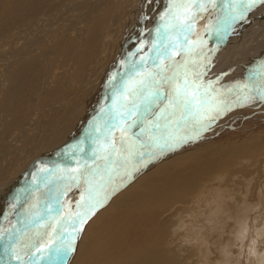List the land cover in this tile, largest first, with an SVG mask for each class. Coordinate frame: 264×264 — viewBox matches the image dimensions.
<instances>
[{
  "label": "bare ground",
  "instance_id": "bare-ground-1",
  "mask_svg": "<svg viewBox=\"0 0 264 264\" xmlns=\"http://www.w3.org/2000/svg\"><path fill=\"white\" fill-rule=\"evenodd\" d=\"M131 1L132 0H68L67 3L62 1V3L57 8V12H54L52 17L50 15L51 19L48 18L49 15L47 20L41 19V28L43 29L40 28L36 31L28 33L26 39L22 41L20 46L16 48L8 47V49L10 48L8 51L10 56L7 55L9 57H7L5 64H0V67L5 68L10 58L18 62V68L16 69L15 66L16 70L11 72L10 77V88L13 91L24 88V85L20 84V80H22L23 83L31 85L35 92L40 89V86L42 85V79L47 76H50L51 79L52 76V84L50 83L51 86L48 85V87L45 86L42 88L43 92L41 93L43 96L44 94L47 95V98L52 101L50 106H54L53 109L51 110L49 108L51 111L48 112L46 110L47 113H44L36 118L41 120V122L34 123L33 127V121L31 120L35 118L31 116L30 120H28L29 122H27L26 125L24 123L25 127L23 129L21 128L23 134H25L26 131L31 132L35 130L34 135L29 134L30 132L28 133V138L30 141L28 139L27 140L29 141V145L32 146V149L29 151L30 153L32 152L30 154L31 159L29 160H36L40 157L42 159L43 157L44 161L48 162L46 155H52L53 153L55 154V149L57 146L59 144L61 146L62 142H64L63 140H65L66 137L70 139L71 136L69 137V134L72 135L77 131H80L81 133H76L79 134L78 136H75L79 143L76 146V151L73 150L74 155L70 164L68 163L69 167L66 166L67 164L62 168L58 165V171L56 172L53 170L54 173L56 172L55 174L53 173V175L56 176L55 178L52 176L53 180H51V188H54L55 186L58 188L61 184L62 186L64 184L68 186L71 185L73 193L68 196L69 198H64V201H67V207L65 206L64 201L61 202L59 200L60 205L63 207L59 209L60 215L58 219H56L55 215H52L54 217V220L52 219L53 222L51 220V222H47L44 221V219L40 216L42 213L40 210L41 206L39 204L42 202V200L46 203L47 198L57 193L55 189V191H51L50 193L44 195L43 190L42 193H40L38 199L34 200V198H31V205H28V207H31V209L26 208L27 210H30L28 212L33 213V210L36 211L33 215V219L30 218V220H39V223L33 224L32 221L30 222L28 220L25 225L19 224L17 227L14 225H9L14 226L15 230L10 235L2 236L1 230L4 228L3 224L8 215L6 211L8 205L15 206L18 212H21V207L24 205V203L28 204L29 202V198L25 197V195L21 197L18 196V199L14 195V197L12 196L9 198V191L7 192V196L9 198L7 199V202H10L11 200L13 201H11V204L6 203L4 206H0V228L2 227L0 230V236L3 237V239L0 240V264H49L47 257L50 254V249L57 247L62 241L65 245L68 243H71L72 245V250L67 256V264H180L177 262V258H179L180 254L178 252L179 250H177L178 246L174 244L175 240L172 238L174 230L171 232V235L167 237L168 239L170 238V243H172L171 246H175L171 251V248L168 249L166 247L168 249L167 250L164 247L166 239L162 238L156 230V232L153 230L158 226V223H151L147 217L149 215L145 216L143 213H152L154 209L162 208L166 204L164 206L165 212L170 209H174L178 216H182V210L184 209V204L186 203L184 202V196L188 195L192 191L198 190L197 192L201 193L198 196L200 198L202 195H205L206 192H209L208 190H204L206 189L205 183H208L209 180L212 179L211 174H213V172H224L227 169L231 170L233 167H236V163L239 164L240 162H244L246 164L248 161H251L255 151L257 157L259 156L257 154L258 152H264V141H255L254 143L250 144L252 149L250 153H248L249 146H245L244 149H235L233 142L227 143L226 146L223 144L221 145V143L214 144L215 141L213 143H206L207 139H212L209 137L210 135L212 136V133L209 135L204 133L202 130L211 125L215 127H227L229 126L226 125V123H228L227 120L229 119L233 110L237 108H240L241 110L245 108V110H247V107H257L258 101L260 100H254L251 102L247 101L245 99L247 90L243 89L242 86L246 82H250L248 78L251 73L259 71V68H257V70L252 68L253 70H251L249 67H252V65L259 67L261 62L264 61V42L262 41L260 44V41H258L257 44H253L254 46L252 44L248 46V41H251L252 38H249L248 40H245V42L243 41L244 43H242L241 38L243 37L241 36L244 35L243 31L245 28L252 26V29L253 25L256 23L257 27L262 25V21H264V10L260 11L261 13L259 12L256 17H252L253 15H251L252 19L250 20L248 17H250L249 14L250 11L254 9L253 7L251 10L244 13L243 18L229 21L227 31L220 32L218 34L215 30L216 26L218 25V18L221 20L224 18L223 12L226 8V5L223 4V0H216V3H209V0H201V2L204 4L203 9H191V12L195 13L196 19L193 24L192 33L190 34V43L195 42L198 45V50L201 47L203 49V55L196 57L199 62V67H197L195 70L203 73V75L200 77V80L198 81V83L202 82L204 86L201 91L203 92L204 89H207L211 95L215 96L219 100H223L225 102L223 110L219 113V115L215 116V119H212L211 121L204 120L201 123L198 122L197 119H194L191 114L184 113L183 109L179 106L176 108L170 107L168 100L165 99L158 106L154 105L148 113L143 115L141 121H139L135 127H132L130 131L126 133L125 139L128 140V147L126 150L121 149V155L119 158L113 155L107 160L104 159V157L108 155V145L111 141H114L117 148H120V131L116 129H112L110 131L108 127L110 118H114L115 112L120 106L121 96L117 91L119 85L122 82H128L130 75L133 79H146L148 73L157 71L156 65L152 63L150 58L155 54V49L153 46L160 45V40L158 39V29L163 30L162 25L165 24L177 23V21L173 19L174 15H179V22H183L185 17V11L175 7L178 1L175 3V5L173 2H171L167 8V19L165 22L159 19L160 21L157 23V25L155 24L152 29L145 32L144 27L139 24L140 22H138L139 18L137 16V8L139 5L138 3V6L136 5L137 11L133 8H131L133 9L131 10L130 7L128 8V4ZM117 8V13L113 14V11ZM9 12H11V10ZM37 13H39V11ZM158 13H160V11ZM15 14L18 15L20 13L15 12ZM9 17L11 18V16ZM17 17L19 18V16ZM113 17H115L114 23L117 24V27L112 30V41H110L108 46L105 45L106 41H99L98 36H90L93 31L95 33H104L105 36L107 34V20L112 18L110 21V25L112 26ZM197 19H200L199 24L194 26ZM13 20L17 21V18H13ZM2 22H4V20ZM17 23L21 22L17 21ZM14 25L16 26L18 24ZM146 25L147 22H145V27ZM15 26L14 28H16ZM20 27H22V25ZM257 27L254 28L257 29ZM118 28H120V31L119 33L116 32L115 35L114 32ZM251 29L249 28V30ZM258 30L260 31V29ZM129 33L132 37H137L143 33L136 39V44L134 45L135 47L131 46L130 43L125 42L127 41L126 37H129ZM247 33H245V35ZM89 37L91 41L95 43L87 46ZM18 39L17 42L20 40ZM172 40L174 43H177V47L170 50V55L172 56L173 60L182 62L180 48L183 46V37L177 32H173ZM253 40H255V37ZM200 41H203L202 45L200 44ZM57 45L59 48H56ZM4 46L1 49H4ZM71 46H74L72 51L69 50ZM103 47L106 50L102 56ZM107 47H109V51L107 50ZM3 51L2 52L4 54L6 49ZM3 54L0 56V58L3 56ZM100 54L102 58L99 59L98 57ZM67 55V59H70V55H73V60L67 70L59 71L58 73L57 69H61L63 67L60 65L58 66V59ZM80 61H83L87 67L76 79L75 76L77 75V70L80 67ZM75 62L76 64H74ZM157 64L170 66V62L164 57H161L160 60L157 61ZM132 65H136V70L134 73H129V69ZM174 70L175 65H171L166 75L171 76ZM58 74H63V77L60 79ZM114 77L115 79H113ZM30 79H32V82H30ZM170 92L171 88L165 86L162 91V96L167 95ZM45 100L43 102H45ZM12 101L9 102L11 103ZM110 101L112 106L108 108L109 110H105V107L110 104ZM14 103L12 104L14 105ZM48 103L50 104L51 102L48 101ZM209 103H211V101H209ZM253 104L254 106H251ZM107 107H109V105ZM40 108L41 107L38 109ZM42 108L47 109L45 105ZM162 109H166L163 114L161 112ZM240 109H238V111ZM37 110L34 111L37 112ZM260 110L261 109L259 108V111ZM201 111L203 112L204 109L202 108ZM253 111H255V109ZM262 111L258 113L261 115ZM3 113L4 112H2V114ZM25 113L27 114L30 112L27 111ZM243 113V117L252 115L250 114L249 110L244 111ZM162 115L168 118H161ZM233 116L237 117L238 115ZM3 117L6 119L7 116L5 117L3 115ZM13 118L14 117L9 119ZM3 121L5 122V120ZM8 122H10V120ZM19 123L18 126L23 122L20 124ZM128 123L129 121L121 123V128L126 127ZM32 128L34 130H32ZM3 129L6 130L7 128L4 127ZM16 131L18 130L16 129ZM22 132L19 131L21 134ZM129 137L131 139H128ZM148 138L149 142L144 141ZM12 140L15 141L14 139ZM0 142L3 143L5 141ZM74 143H76V141ZM20 144L16 143L15 141L13 144V150L10 152L12 155L11 158H16L13 160V163L15 164L13 175L16 186L20 183V181L17 180L18 175L23 178L26 176L27 172H30L28 171L29 168L26 167L25 163L23 162L21 153L24 147H21ZM23 146L26 148V143ZM189 147L194 148L190 150ZM59 148L58 150L61 152V148ZM6 152L7 151H5L4 154ZM64 153L66 152L64 151ZM64 153L63 155H65ZM129 153H132V155ZM141 153H143V155H141ZM2 156L5 157V155ZM3 163L6 162L3 161ZM43 164L44 163H42V166ZM31 165L33 164L31 163ZM12 167L13 166L10 167L11 172ZM25 167L27 169H25ZM4 168L2 170L6 169ZM7 170L4 172H7ZM8 174L12 173L8 172ZM50 174L52 175V173ZM13 175H6V177L9 176L13 180ZM33 175L36 174L34 173ZM71 176H76L75 182L69 179ZM101 177H103V180H101ZM61 178H64V180H60ZM1 179L2 178H0V180ZM4 180L5 179H2L0 184L2 181L6 183ZM17 181L19 182L17 183ZM131 181H134V183L131 184ZM89 182L98 186L100 194L104 192L102 196L106 195L107 199L101 205L94 206L90 210L84 208L79 209L81 218L76 220L75 216H70L69 213L75 214L78 211L77 205L82 203L81 196L85 195V189L89 187ZM249 182L251 183V181ZM259 184L260 181L258 180V185ZM198 187L200 189H197ZM257 187L259 188V186ZM2 189L4 188L2 187ZM5 191L4 193H6ZM32 192L34 194L33 190ZM61 192L63 194L65 190L62 191L61 188ZM217 193L215 198L209 202L210 208L212 206H218V208H214L215 212L213 213H218V211L220 212L223 210V208H221L223 206L219 204L220 201H217V199L221 196H217ZM256 194L257 201L259 200V205H262L263 199L261 195V188L257 190ZM175 198L180 199V208H178L179 206L176 207L177 202L173 201ZM111 199H113V201L120 200V206L122 205V202L126 201L123 207L125 213L130 209L137 210V215L135 217L136 224L134 227H139L141 229H129L128 224L124 219L122 223H116L118 225V233L113 235L107 234L105 239L98 238V240L91 241L87 246L82 247L80 252L81 254L78 256L81 243L80 240L83 237V233H85L87 229L89 220H91V218L94 217L98 211H100L101 207L103 205L105 206L106 203ZM57 200L54 199L53 201L56 203ZM245 204V208H242L244 210L242 219L244 220V223L242 229L240 230V234L242 236H246V227L247 224H249V220H247L249 215L248 208L253 206V204ZM38 205L40 207L39 209H36ZM54 206L57 208V203ZM195 206L197 205L195 204ZM197 207L201 208L199 206ZM253 208H257V204ZM9 210H11V207H9ZM191 210L192 209H186V212L189 213ZM2 211L5 212L4 215L2 214ZM210 211L212 210L210 209ZM188 215L191 216L190 214ZM221 216L223 217V214ZM40 217L43 219L42 221ZM211 217H213V215L208 219H211ZM21 220H23V218ZM73 220H75V223H73ZM179 222V224L186 225L182 228L181 234L179 235V238H184L186 231L190 230L188 229V224L191 226L193 225L188 221L185 222V220L181 218ZM8 223H10L9 220ZM257 224L259 223H256V225ZM43 225L47 226L48 228L43 231L36 230L35 227L38 226H41L40 229L42 230V228H44L42 227ZM214 227L217 226L215 225ZM220 227L218 226V228ZM107 228L109 229V227ZM6 230L8 229L4 228V231ZM126 231L128 235L125 234ZM69 236L71 238L70 242L68 241ZM255 238L257 239V237ZM126 240L129 241L127 242L126 246L121 249L123 243ZM255 255L260 261V253L255 252ZM224 261H226V259Z\"/></svg>",
  "mask_w": 264,
  "mask_h": 264
},
{
  "label": "rangeland",
  "instance_id": "rangeland-1",
  "mask_svg": "<svg viewBox=\"0 0 264 264\" xmlns=\"http://www.w3.org/2000/svg\"><path fill=\"white\" fill-rule=\"evenodd\" d=\"M62 1L64 3H67L68 0H26V1L25 0H15V1L14 0H0V8H2V9H0V14L2 13L1 15H3V16L0 15L1 16L0 17L1 18L0 19V43L3 44V45L0 44V46H1L0 47V53H1L0 56L3 54V52H4L3 50L6 49V51H7V52L5 51V53H4L5 55L3 54V56L0 58V62L2 61L0 64H5L7 57L10 56V54L8 52L10 48H16V47L20 46L22 41H24L26 39V36L28 35V33L36 31V30L41 28V23H42L41 19H43V20H47L48 18L51 19V17L54 15V12H57V8L62 3ZM177 1L178 0H134V1L132 0L131 1L132 3L130 2L128 4V8L129 7H130V9L133 8L136 11L138 9V11H137L138 12L137 16L139 18L138 22H140L139 24L142 27H144V29H145L144 31L147 32L150 29H152L155 24L157 25V23L160 20H163L165 22V20L167 19V11H168L167 8H168L169 4L171 2H173L175 5V3ZM134 2H136V3H134ZM137 3L139 5L138 8H137V6H138ZM131 5L132 6L134 5V6L132 7ZM32 6H34V7H32ZM30 8L31 9L34 8V9L31 10ZM37 9H39V10H37ZM133 9H131V10H133ZM10 10L12 13L9 12ZM28 10H29L30 14H29ZM263 10H264V4H257L254 7V9H252L250 11V14H249L250 17H248V19L251 20L252 17H256L259 14V12L263 11ZM4 11L6 12V14ZM14 11L16 13H20V14L22 13L23 15L22 14L17 15V14H15ZM22 11H24V12H22ZM33 11H35V12H33ZM38 11H39V13H37ZM117 11H118V8L113 11V14H116ZM159 11H160V13H158ZM263 13H264V11H263ZM7 14L9 16H11V18ZM153 14H154V16H153ZM13 15H14V17H13ZM48 15H49V17H48ZM50 15H51V17H50ZM251 15H253V16L251 17ZM17 16H19V18L21 16V18L19 19ZM25 16L26 17L29 16V17L26 18ZM15 17L17 18V21H19L21 23H17V21H14L13 18L16 19ZM150 17H151V19H150ZM6 18H8V19H6ZM5 19H6V21H5ZM156 19H158V20H156ZM3 20H4V22H2ZM111 20H112V18H109L107 20V23H106V33L107 34L105 36H104V33H100V32L95 33L94 31L92 32V34L90 36H98L99 41L100 40L106 41L105 45L108 46L110 41H112V38H111L112 30L117 27V24L114 23L115 17H113V25L112 26L110 25ZM154 21H155V23H154ZM199 21H200V19H197L196 24L194 26L198 25ZM145 22H147L146 27H145ZM148 22H150V23H148ZM14 24H18V25L15 26ZM25 24H27V25H25ZM6 25H7V27H6ZM21 25H22V27H20ZM14 26L16 28H14ZM251 27L252 26L245 28V30L243 31L244 33L242 32L244 35L242 34L243 36H241V37H243V38H241L242 39L241 42L244 43L245 40H248L249 38H252V40L248 41V46L250 44H252V45L257 44L258 41H260L259 42L260 44L262 41L264 42V21H262L261 26H258L259 28L257 27V23L253 25L252 29H251ZM254 27L255 28L257 27V29H255ZM249 28L252 31L249 30ZM261 28H262V30H261ZM41 29H43V28H41ZM258 29H260V31ZM253 30H254V33H253ZM20 31H22V32H20ZM119 31H120V28L116 29V31L114 32L115 35H116V32L119 33ZM247 31H248V33H247ZM127 33H128V31H127ZM245 33H247V34L245 35ZM142 34H140L139 36H141ZM252 34H254V35H252ZM262 35H263V37H262ZM139 36L132 37L131 34L129 33V37L128 36H127L128 38L126 37L127 41H125V42L130 43L131 46H134L136 44V39ZM254 37H255V40H253ZM17 39L19 40V42H17ZM93 43H95V42L91 41V39L89 37V39L87 41V46H90ZM4 45H6V46H4ZM3 46L5 48L1 49ZM8 47H10V48L8 49ZM73 47L74 46H71L69 50L72 51ZM56 48H59V46L57 45ZM105 50L106 49L103 47L102 56H103ZM107 50L109 51V47H107ZM7 55H9V56H7ZM102 56L100 54V56L98 58L100 59V58H102ZM124 56H125V54H124ZM67 57H68V55L58 59L59 60L58 66L59 65L63 66L61 69H57L58 73H59V71L67 70L69 65L71 64V62L73 60V55H70V59L69 58L67 59ZM66 59H67V61H66ZM17 63L18 62H16L12 58H10V60H8V62H7V65L5 66V68L0 67V121H2V122H0V126H1L0 127V130H1L0 131V134H1L0 135V141H5V142H3L5 146L7 143V146L5 147L3 145V143L0 142V178L5 179L4 181L6 182V183H4L2 181L3 184L2 183L0 184V206H4L6 203L11 204V201H13V200H11L10 202H7V199L11 198L13 195L17 199L19 197L25 195V197L29 198V202H28V204L24 203V205L21 207V212L20 211L18 212V210L16 209L15 206H12V205L9 206L8 205L7 210H6L7 214H8L7 218L11 224L8 223L7 218L5 219L4 224L2 222L4 228L8 229V230L4 231V228L2 230H1L2 227L0 228V230L2 231V233H1L2 236L10 235L15 230V227H17L19 224L25 225L28 222V220L30 222L32 221V220H30V218L33 219V217H34L33 215L35 214L36 211L33 210V213L28 212V211H30L29 209H31V207H28V205L29 204L31 205V203H30L31 198H34V200L38 199L40 193H42L43 190H44V192H43L44 195L50 193L51 191H55V189H56V192L57 193L59 192V193L53 194L52 196L47 198L46 203L42 200L43 204L41 202L39 204L41 207L38 205V207L36 209H39V207H40V210L42 213V214H40V216L44 219V221H47V222L52 221L53 222L54 217L52 215H55L56 219L59 218V215H60L59 209L57 210V212L51 211V209L56 208V206H54V205H56V203L53 200L54 199L57 200L59 198L58 200L63 202L64 198H69L68 196L70 194H73L72 193V186L71 185L68 186L65 184L62 186V184H61V185H59L60 187H58V188H57V186H55L54 188H51L52 187V181L51 180H53L52 176H54L53 178H55L56 175H53V173H54V171H56V172L58 171V169H57L58 165H59V167L62 168V167H65V165L67 164L66 166L69 167L68 163L70 164L72 157L74 155V151H76V146L79 143L78 139L75 136H78L81 133L80 131H77L76 133H79V132L80 133L79 134H76V133L72 134L76 139L71 134H69V137L71 136L72 138L70 137V139H68V137H66L67 141H66V139L63 140L64 141V142H62L63 145L61 144V146H60V144H59L56 148L58 150V148L60 147L61 149L60 148L59 149L61 150V152H59V150L57 152V150L55 149V154L53 153L52 155H46L47 156L46 159L48 160V162L44 161L43 157H42V159H41V157L37 158L38 161H37V159L31 160V161L29 160V159H31L30 154L32 153V152L30 153L29 151L32 149V146L29 145L30 139L28 138V136H29V134L34 135L35 130L32 128V130H34V131H31V132L26 131L25 134H23V132L21 131V128L23 129L25 127L26 123L29 122L28 120H30L31 116L35 118V119L31 120V121H33L32 122V127H33L34 123L41 122V120H38L36 118H38L40 115H42L44 113H47V111L49 112L53 109L54 106H50L52 104V101L49 98H47V95H45L43 93L44 94V96H43L41 93V92H43L42 88H44L45 86L48 87V85L51 86L52 76H51V79H50V76H47L44 79H42L41 84L43 86L41 85L40 89L35 91V92H34L31 85L23 83L22 80H20L21 83L20 82L19 83L21 85H24L25 89L22 87L24 90L23 89H17V90L13 91L10 88L11 87L10 86V79H11L10 77H11V72L15 71L18 68ZM74 64H76V62ZM65 65H66V67H65ZM79 65H80V67L78 68L77 75L75 76L76 79L79 77L80 74L83 73V70L87 67V65H85L83 61H80ZM250 65H252V64H250ZM15 66H16V69H15ZM253 66H255V67H253ZM249 68L251 70H253V69L257 70V68H259V67H257L256 65H252V67H249ZM58 75H59L58 77L60 79L63 77L62 76L63 74H58ZM30 82H32V79H30ZM44 84H46V85H44ZM36 96H37V98H36ZM11 98H14V99H11ZM34 98H35V100H34ZM42 98L44 100L46 98L45 102H43L44 100ZM9 101H12V102L10 103ZM39 101H41V102H39ZM48 101L51 103L49 104ZM12 103H14V105ZM29 103H33V104H29ZM34 104H36V105H34ZM263 104H264V102L258 101L257 107H247V110H249L250 114H252L253 116L247 115V116L243 117L244 116L243 112L247 111V110H245V108L242 110L240 108L233 110L229 119L227 120L228 123H226V125H229L227 127L223 128V127H219V126L215 127V126L211 125L212 127L209 126L207 128L202 129L203 132L206 134L210 135V133H212V136L211 135L209 136L212 139H207L208 142L206 141V143H209V142L213 143L215 141L214 144H220L221 143V145L223 144L226 146L227 143L233 142L235 149H240V148L244 149L245 146H247V147L249 146L248 147L249 148L248 153H250L252 151L250 144L254 143L255 141H264V116H263L264 115V105ZM29 105H30V107H29ZM44 105L47 109L42 108V107H44ZM108 105H109V107H107ZM108 105L105 107V110H109L108 108H110L112 106L111 101H110V104H108ZM34 106L37 109L39 107H41L43 109V111L41 108L37 110ZM251 106H254V104ZM259 108L261 109L260 111L263 110L261 115L258 113V112H260ZM33 109L37 110V112L34 111ZM238 109H240L239 110L240 112L238 111ZM254 109H255V111H253ZM27 111H29L30 113L26 114L25 112H27ZM2 112H4V113L2 114ZM10 112H11V114H10ZM37 113L38 114L40 113V114L38 115ZM3 115L5 117L7 116L6 117L7 120L4 119ZM36 115H38V116H36ZM233 115H236V116L238 115L237 116L238 118L233 116ZM2 117H3V120H5V122L2 120ZM8 117L9 118L14 117V118L9 119ZM23 117H24V119H23ZM26 118H27V120H26ZM9 120H10V122H8ZM20 121H22L23 123ZM19 122L22 124H20ZM18 123L20 124L19 126H18ZM24 123H25V125H24ZM20 126H22V127H20ZM2 127L3 128L5 127L7 129L5 130ZM19 128H20V130H19ZM2 129H3V131H2ZM16 129L18 131H16ZM19 131L22 132V134L19 133ZM1 132H3V133H1ZM4 133H5V135H4ZM3 135H4V137H3ZM17 137L19 140L17 139ZM12 139H14L16 141V143H19V144L21 143L20 144L21 147H24V148H25V146H23V145H25V143H26V148L22 149L23 151H22L21 155H22L23 162L25 163V166L28 167L29 168L28 171H30V172H27L26 176L23 178L20 175H18L17 180H19L20 183H19V185L17 184V186H16V182L14 179V175H13V172H14L13 169H15V164L13 163V160H15L16 158H11L12 155L10 154V152L13 150V144L15 142ZM21 139H23V140H21ZM72 140H74V141H72ZM148 140H149V138L145 139L144 141L149 142ZM69 141L71 143H74L76 141V143L71 144ZM11 144H12V146H11ZM189 148L191 150L194 147H189ZM5 151H7L8 153L6 152L4 154ZM64 151L66 153H64ZM69 151H71L73 153H71ZM63 153L65 155L67 154L66 157H65V155H63ZM257 154L259 155L258 157L256 156V151H255V153L253 154L252 160L248 161L246 163L247 165L244 162H240L239 164L236 163V167H233V169H231V170L227 169L224 172H222V171L213 172V174H211L212 179H210L208 183H205L206 189H204V190L205 191L208 190L209 192H206V194L202 195V197H200V198L198 196L201 193L197 192L198 190L192 191L188 195L184 196V199H185L184 202H186V203L185 204L182 203L185 206L184 209L182 210V216H178L177 212H175L174 209L173 210L170 209V210L165 212L164 206L166 204L162 208L154 209V211L152 213H143V215H145V216L149 215L147 217L149 218V221L151 223H158V226L155 227V229H153V230L154 231L156 230L157 233H159L162 238L166 239L165 243H164V247H165V249L171 248L170 249L171 251L174 249L175 246H171L172 243H170V240H169L170 238L168 239L167 237H169L171 235V232L174 230L172 238H174L173 239V240H175L174 244L178 246V247L177 246L176 247L178 248L177 250H179L178 252L180 253L179 258H177L178 263H180V264H264V226H263L264 225V164H263L264 163V152H260V153L258 152ZM2 155H5V157ZM52 156H54V157H52ZM1 158H3V159H1ZM3 161L6 163H3ZM10 161H12V162H10ZM30 162L33 165H31ZM12 163H13V165H12ZM42 163H44L43 166H42ZM6 165H8V166H6ZM11 166H13L11 168L12 172L10 170ZM2 167L3 168L5 167L6 169L4 168L5 170H2L3 169ZM26 167H25V169H27ZM7 168L10 171H8ZM6 170H7V172H4ZM8 172H10L12 174H8ZM2 173L4 175L5 174L10 175V176L13 175V180L9 176L6 177V175H5V177H4V175ZM34 173L36 175H33ZM50 173H52V175ZM219 176H221V177H219ZM19 177H20V179H19ZM214 178H215V180H214ZM8 179H10V180H8ZM1 180H0V182H1ZM54 180H58V179H54ZM60 180H64V178H61ZM248 180L251 181V183ZM258 180L260 181L259 185H258ZM19 181H17V183ZM31 182H32V184H31ZM248 182H249V184H248ZM132 183H134V181H131V184ZM12 184H14L15 186ZM6 185H8V186H6ZM9 185L13 190L9 187ZM219 186H221V187H219ZM250 186H251V188H250ZM257 186H259V188H261V195H262V199H263V202H262L263 204L261 203L262 205H259V202H258L259 200L257 201V194L256 193H257V190L259 189ZM2 187L4 189L6 188L7 190L5 189L6 190L5 191L4 189H2ZM17 187H19V188H17ZM61 188H62V191L65 190V192H63L64 195L61 192ZM70 189H71V191H70ZM197 189H200V188L198 187ZM32 190L34 191V194H33ZM4 191L6 193H4ZM7 192L9 193V195H8L9 198L7 196ZM12 192H14V193H12ZM103 193H101L100 195L102 196ZM216 193H217V196H219V195L221 196L220 198L217 199V201L218 200L220 201L219 204L223 206V207H221V208H223V210H221L222 212L218 211V213L217 212L213 213V212H215V209L218 208V206H212L210 208L209 202L215 198ZM53 196H55V197H53ZM51 197H53V198H51ZM81 198H82V196H81ZM81 200H80V202H81ZM52 201H53V203H52ZM112 201H113V199L109 200L106 203V205L105 206L103 205L101 207L100 211H98L95 214V216L92 217L91 220H89L87 229H86L85 233H83V237L80 240L81 243H80V247H79L80 250H79L78 256L81 254L80 252H81L82 247L87 246L91 241L98 240V238L105 239L107 234L113 235L115 233H118L119 232L118 231V225L116 223H122L124 219H125V222L128 224L129 229H138V230L141 229L139 227H134L136 224L135 223V217L137 215V210L130 209L128 212L125 213L123 207H124L126 201L122 202L121 206L119 205L120 200H114L113 202ZM173 201L177 202L176 207L181 204V201L179 198H175ZM245 203L253 204V206L251 205L252 206V207H250L251 210H250V208H248L250 216L248 215L249 218L247 217V220H249L248 221L249 224H247V227H246V229H247L246 230V236H242L240 234V230L242 229L243 223H244L243 222L244 220H242L244 210L242 208H245V206H246ZM26 204H27V207H26ZM64 204L66 206L67 201H64ZM114 204H115V206H114ZM195 204L201 208H198L197 206H195ZM256 204H257L258 209L253 208ZM53 206H54V208H53ZM260 206H261V208H260ZM9 207H11V210H9ZM26 208H29V209L27 210ZM178 208H180V206ZM186 209L187 210L192 209V210H191V212L187 213ZM210 209L212 211H210ZM4 213L5 212L2 211L3 215H4ZM210 213L213 215V217H211V219H208V218H210V216H212ZM188 214H190L191 216H189ZM222 214H223V217L221 216ZM10 215L12 216V218ZM22 218H23V220H21ZM42 218H41V221L43 220ZM180 218L185 220V222L188 221V222L192 223V225H193V226H191L188 224V229H190V230L186 231L184 238H179V235L181 234L182 228L184 226H186L185 224H179ZM218 220H219V222H218ZM15 223H17V224H15ZM256 223H259V224H257L259 227L256 225ZM9 225H14L15 227L9 226ZM215 225L217 227H214ZM8 226H9V228H8ZM218 226L219 227L221 226V227L218 228ZM42 227H44V228H42V230L40 229L41 226H38L35 228L37 231L38 230L43 231L46 228H48L45 225H43ZM107 227H109V229ZM253 228H254V230H253ZM260 230H262V231H260ZM125 234L128 235L127 231L125 232ZM254 236L257 237V239ZM70 240H71V238L69 236L68 241L70 242ZM128 241L129 240H126L123 243V246L121 247V249L124 246H126ZM204 243H206V244H204ZM252 244H253V247H252ZM253 250L257 253H260V255H261L260 261L258 260L257 256L255 255V252ZM225 259H226V261H224Z\"/></svg>",
  "mask_w": 264,
  "mask_h": 264
},
{
  "label": "snow or ice",
  "instance_id": "snow-or-ice-1",
  "mask_svg": "<svg viewBox=\"0 0 264 264\" xmlns=\"http://www.w3.org/2000/svg\"><path fill=\"white\" fill-rule=\"evenodd\" d=\"M209 3H216V0H209ZM223 4L226 5L223 12L224 18L222 20L218 18V25L215 29L218 34L227 31L229 21L243 18L245 12L251 10L257 4H264V0H223ZM175 7L185 11L184 21L179 22V15H174L173 19L177 23L165 24L162 25L163 30L158 29L160 45L153 46L155 54L150 58L152 63L156 65L157 71L148 73L146 79H133L130 75L129 81L122 82L117 89L121 96V102L114 118H110L108 127L110 131L112 129L120 131V148H117L116 143L111 141L108 145V155L104 157L106 160L113 155L117 158L120 157L121 149L126 150L128 147V140L125 139L126 133L132 127H135L141 121L143 115L148 113L154 105L158 106L165 99L168 100L170 107L176 108L179 106L184 113L191 114L194 119L201 123L204 120L211 121L215 119V116L223 110L225 104L223 100L211 95L207 89L201 91L204 86L202 82L198 83V81L203 73L195 69L199 67L196 57L203 55V49L201 47L198 50V45L195 42L190 43V34L196 19V15L191 12V9H203L204 4L201 0H178ZM173 32H177L183 37V46L180 48L182 62L173 60L170 55V50L177 47V43L172 40ZM200 44L202 45L203 41H200ZM161 57L166 58L170 62V66L175 65V70L171 76L166 75L170 66L157 64ZM135 70L136 65H132L129 73H134ZM248 80L250 82H246L242 86L243 89L247 90L245 99L249 102L254 100L264 102V61L259 65V71L251 73ZM165 86L170 87L171 92L162 96ZM202 108L204 109L203 112L201 111ZM165 111L166 109H162V114ZM161 118L167 119L168 117L162 115ZM125 121H129V123L126 127L121 128V123ZM129 154L132 155V153ZM69 179L75 182L76 176H71ZM101 180H103V177H101ZM106 199V195H100L98 186L89 182V187L85 189V195L82 196V203L77 205L78 211L75 214L69 213V215H74L75 219L79 220L81 218L79 209L90 210L94 206L101 205ZM56 203L57 208L51 209V211H57L63 207L60 205L59 200ZM32 223H39V220H33ZM73 223H75V220H73ZM2 239L3 237L0 236V240ZM71 250V243L65 245L62 241L60 245L50 249V254L47 257L49 264H67V256Z\"/></svg>",
  "mask_w": 264,
  "mask_h": 264
}]
</instances>
